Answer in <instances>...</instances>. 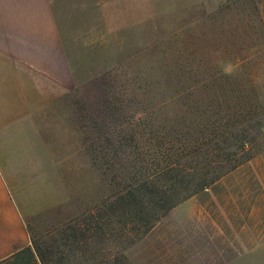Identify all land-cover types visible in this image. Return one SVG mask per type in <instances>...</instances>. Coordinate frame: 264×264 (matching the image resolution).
Here are the masks:
<instances>
[{
	"label": "rangeland",
	"instance_id": "rangeland-1",
	"mask_svg": "<svg viewBox=\"0 0 264 264\" xmlns=\"http://www.w3.org/2000/svg\"><path fill=\"white\" fill-rule=\"evenodd\" d=\"M50 1L53 39L68 63L66 88L51 90L67 125L66 192L26 219L32 241L98 204L115 169L156 162L154 136L168 132L178 143L222 116L249 114L242 126L264 118V0ZM257 139L252 157L213 188L178 202L123 248L100 250L98 263L264 264V136Z\"/></svg>",
	"mask_w": 264,
	"mask_h": 264
},
{
	"label": "crops",
	"instance_id": "crops-1",
	"mask_svg": "<svg viewBox=\"0 0 264 264\" xmlns=\"http://www.w3.org/2000/svg\"><path fill=\"white\" fill-rule=\"evenodd\" d=\"M67 74L51 1L0 0V260L29 243L26 219L66 192L67 125L65 113L52 109L51 90L66 88Z\"/></svg>",
	"mask_w": 264,
	"mask_h": 264
},
{
	"label": "trees",
	"instance_id": "trees-1",
	"mask_svg": "<svg viewBox=\"0 0 264 264\" xmlns=\"http://www.w3.org/2000/svg\"><path fill=\"white\" fill-rule=\"evenodd\" d=\"M248 115L204 123L197 129L198 136L176 137L178 143L168 132L154 136L160 145L156 162L131 163L123 175L115 169L113 189L98 204L48 230L45 240L28 237L27 245L0 264H102L96 260L97 253L131 243L175 204L213 188L221 176L252 157L257 136H264V118L242 126ZM138 118L134 116L135 121Z\"/></svg>",
	"mask_w": 264,
	"mask_h": 264
}]
</instances>
